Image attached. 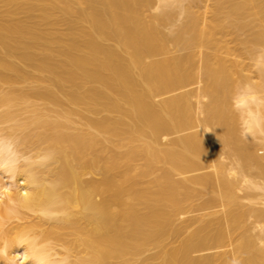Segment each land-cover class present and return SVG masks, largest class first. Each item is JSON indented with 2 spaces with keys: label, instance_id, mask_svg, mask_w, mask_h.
I'll use <instances>...</instances> for the list:
<instances>
[{
  "label": "bare ground",
  "instance_id": "6f19581e",
  "mask_svg": "<svg viewBox=\"0 0 264 264\" xmlns=\"http://www.w3.org/2000/svg\"><path fill=\"white\" fill-rule=\"evenodd\" d=\"M33 99L87 131L0 136V264H264V0H0V104Z\"/></svg>",
  "mask_w": 264,
  "mask_h": 264
},
{
  "label": "rangeland",
  "instance_id": "374dc122",
  "mask_svg": "<svg viewBox=\"0 0 264 264\" xmlns=\"http://www.w3.org/2000/svg\"><path fill=\"white\" fill-rule=\"evenodd\" d=\"M168 28L169 26H167L165 30H167ZM177 53H180V52L175 51L173 48V51L171 54H177ZM6 111H10L12 113V117L10 119H4V118L1 119L0 136L5 140L6 139L13 140L15 138L25 136V138L28 140V143L24 146H20L19 150L22 153H25L26 155L31 156L32 159L34 160L38 158L37 157L38 154L33 150L32 145H30L31 143L37 140V138L36 137L34 138L33 135L35 133H41L44 136V138L47 139L48 137L51 136L52 132L49 128L42 126V125H39L36 127L32 126L30 122L33 118H39L40 120L45 119V118H48L51 120L57 119L58 121L64 124L63 131L66 133H85L87 131V127L83 120H80L75 115H66V114L57 115L56 108L46 102H43L42 100L33 99V100H29L27 103H22V102L17 101V102L8 104V105L0 104V114H4ZM99 139L104 145V150H99V148L96 147L93 151L86 154L87 158L94 156V154L98 152H103L104 155H108L109 153L110 154L111 153H121L122 151L125 150L126 146L128 145L127 142H124L123 143L124 146L122 144L121 147L115 148V147H112L109 143H107L102 136H99ZM49 144H50L49 141L43 140L42 142H40L39 145L42 149H44ZM137 163H139L138 164L139 166H137V169L135 168L136 170L134 169L135 171H132V175H137V173L139 174L140 172L139 170H141L142 166L140 165V162L138 161ZM159 173H160V165H157L154 168V170L144 175L140 179L139 187L144 188L145 186L146 187L151 186L152 188H154L153 186L154 184L152 183L154 179H156V177L159 175ZM91 176L95 178H100V175L95 174V173H92ZM193 213H197V212H192L188 210L187 213H185V215L184 214L182 215L183 218L182 216L180 217L182 219H186L188 217H191V215H195ZM180 217L178 220L182 221ZM178 220L177 222L179 223ZM8 224L9 223H7V225L5 224V226H8ZM156 251H157L156 248L148 247V249L144 253L138 256V259L139 258L142 259L147 255L154 254ZM17 261L21 262L19 255L17 256ZM146 264H149V262Z\"/></svg>",
  "mask_w": 264,
  "mask_h": 264
},
{
  "label": "clouds",
  "instance_id": "9594fccd",
  "mask_svg": "<svg viewBox=\"0 0 264 264\" xmlns=\"http://www.w3.org/2000/svg\"><path fill=\"white\" fill-rule=\"evenodd\" d=\"M245 102H246V97L243 95H238L234 99V106L239 111V110L243 109Z\"/></svg>",
  "mask_w": 264,
  "mask_h": 264
}]
</instances>
